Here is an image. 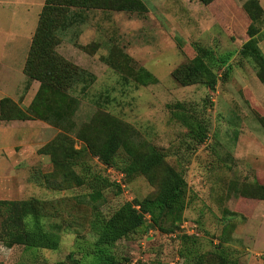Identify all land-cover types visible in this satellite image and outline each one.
<instances>
[{"label": "rangeland", "instance_id": "rangeland-1", "mask_svg": "<svg viewBox=\"0 0 264 264\" xmlns=\"http://www.w3.org/2000/svg\"><path fill=\"white\" fill-rule=\"evenodd\" d=\"M246 1L141 0L146 7L142 13L67 8L56 15L64 51L71 42H83L75 46L92 56L80 57L75 64L74 83L85 79L86 70L91 73L86 81L94 79L87 91H80L81 85L73 91L74 100L81 103L78 117L83 121L100 115L96 138L107 141L110 135L117 136L120 147L112 164L115 171L125 172L124 186L107 180L98 151L102 144L96 139L95 153L84 156L86 171L73 170L75 175L89 172L86 183L74 186L79 180L62 171L66 181L60 191L35 190L29 184L22 191L17 188L7 198H41L35 208L58 221L50 228L45 225L60 238L61 246L57 250L9 246L5 215L0 213V264H76L68 258L77 249L76 237L84 244L95 240L89 225L94 207L109 216L126 201L156 196L167 166L185 176L184 219L196 224L197 235L182 246L179 231L159 238L145 235V246L138 236L123 239L114 247L119 258L130 259L123 264L144 253L163 264H219L224 254L237 264H264V197L242 193L258 194L255 185H264V82L250 59L240 54L251 23L260 30L257 45L264 53V18L251 22ZM195 43L213 48L217 55L230 54L229 72L226 76L224 67L216 69L213 90L201 81L185 82L182 66L195 56ZM113 44L123 51L120 63L104 64L87 51L96 45L101 49L97 54L104 53ZM187 114L207 125L204 143L196 145L190 138L183 118ZM153 149L166 156L149 176L125 169L131 154L142 156ZM97 192L101 196L93 199ZM57 207L63 211L55 217ZM185 247L195 252L185 254Z\"/></svg>", "mask_w": 264, "mask_h": 264}, {"label": "trees", "instance_id": "trees-1", "mask_svg": "<svg viewBox=\"0 0 264 264\" xmlns=\"http://www.w3.org/2000/svg\"><path fill=\"white\" fill-rule=\"evenodd\" d=\"M200 1L208 4L213 0ZM245 6L251 22L259 17L262 19L264 10L258 0H247ZM67 8L124 12L138 11L142 13L146 10V7L141 0L45 1L24 69L29 79H38L41 82L34 105H37L39 101L46 102L48 105L47 112L57 111V114L68 120L66 122L68 123L67 128L71 129L74 126L71 117L74 114L77 101L74 100V97L67 90L74 83V74L78 72V68L58 53L57 45L60 43V37L56 33V21L58 18L56 15L64 14ZM258 33H260L258 27L251 23L248 29L249 39L242 45L240 54L242 57L250 59L258 78L264 82V53L261 52L257 45L259 40L257 38ZM194 47L195 56L188 64L182 66L185 82L186 84H194L201 81L213 90L218 80L216 69L224 67L223 72L226 76L227 72H229L230 54L217 55L213 48L198 43H195ZM119 53L123 54L121 47L113 44L107 60L111 64L120 63L119 57L121 55ZM177 71L175 76L181 79ZM64 107H67L68 110H65ZM34 110L35 107H32L29 109L30 114H26L10 99L5 98L0 102V119L28 118L35 116ZM187 116L183 118L189 125L188 133L190 138L196 145L204 143L208 130L207 125L192 115L187 114ZM43 117L48 118L44 115ZM98 118H100V115L96 117L94 114L87 122L81 125L77 133V139L83 142L80 150L75 149V140L66 133L58 135L51 143L50 148L48 147L56 167L54 177H56L58 187L61 188L63 181H66L62 177V171H64L65 176L70 177L76 174L74 171L78 165H80L82 171L83 169L86 171V162L83 160L84 153L86 152L89 155L95 153L94 151L98 148L95 144L96 139H99V144H102L98 149L101 162L107 167L115 168L112 160L120 147L119 140L115 134L110 135L107 141L103 137L96 138L98 135L95 127L98 125ZM165 156L162 151L156 149L142 156L131 154L125 169L140 175L149 176L157 166L163 163ZM81 165H84V167ZM89 175V172L75 175L74 179L79 181L74 186L86 183ZM107 180L113 185L120 186L115 181H111L109 177H107ZM48 182H50L49 178ZM255 188L258 194L245 191H242V193L262 199L264 197V185L257 184ZM100 196V192L91 195L93 199ZM35 203H41V198L30 197L24 200L0 199V213L5 215L4 235L8 237L7 242L9 246L18 245L30 250H57L61 246L60 238L51 229H47L45 224L48 223V228H50L49 225L51 223L58 221L49 220V214L45 213L42 208L41 210L35 208ZM187 206L188 183L185 176L181 170L167 166L165 172H163L160 190L156 196L126 201L109 216L103 215L98 207L95 206L93 217L89 224L90 232L95 236V240L84 244V242L78 241L80 237H76V243L78 242L77 249L69 253L68 258L76 264H123L124 262H129L130 259L119 258L116 255L114 252L115 245L117 242L133 236H138L140 238L138 241L141 242L150 229H157L160 237L179 231L181 246L182 244H188L196 235L180 233V225L185 220L184 212ZM56 209L58 213L55 214V217L59 216L61 211H63L59 207ZM184 250L185 254L188 255L195 252L194 249L187 247ZM75 254H78L80 259H74ZM183 256L184 253L181 250L180 257ZM220 259L219 264H237L235 260L225 254ZM137 262V264H163L160 259L154 260V262L151 260H138Z\"/></svg>", "mask_w": 264, "mask_h": 264}, {"label": "crops", "instance_id": "crops-1", "mask_svg": "<svg viewBox=\"0 0 264 264\" xmlns=\"http://www.w3.org/2000/svg\"><path fill=\"white\" fill-rule=\"evenodd\" d=\"M45 1L0 0V102L8 98L26 114H30L29 109L35 107L33 111L35 116L24 119H0V195H6L0 196V199L24 200L9 199L7 195L15 192L17 188L22 191L25 184H29L30 188L35 190L42 188L49 192L60 191L61 188L58 187V182L54 177L56 167L48 147L50 148L51 143L58 135L66 133L75 140V149L80 150L83 142L77 139V133L81 125L93 115L88 120L81 121V117H78L81 103L77 104L71 117L74 126L68 129V123H66L68 120L57 114V111L47 112L46 102L42 100L43 102L39 101L37 105H34L41 82L38 79H29L24 68ZM260 4L264 10V0H260ZM84 38L86 35L82 36V40H85ZM75 43L71 42L70 46H67L69 49L64 51L60 41L57 51L67 60L78 65L80 57L86 59L92 56L79 50ZM96 45H92V48L90 46L88 50L83 48L91 52L94 58L98 55L104 64L109 65L107 57L111 47L107 52L97 54V51L101 49L96 50ZM80 46L82 49V46L85 45ZM89 74H91L90 71L86 70L85 79L81 82L76 81L70 87L69 93L72 97L77 96L73 93L77 86L81 85L80 91L84 92L94 82L93 78L86 81ZM64 109L68 110L67 107ZM87 155L88 153L85 152L84 156ZM83 160L85 161V158ZM86 161L88 160L86 159ZM48 178L50 182H48Z\"/></svg>", "mask_w": 264, "mask_h": 264}, {"label": "built area", "instance_id": "built-area-1", "mask_svg": "<svg viewBox=\"0 0 264 264\" xmlns=\"http://www.w3.org/2000/svg\"><path fill=\"white\" fill-rule=\"evenodd\" d=\"M106 169V172L108 173V176L110 179H112V181H115L118 185H120L121 187L124 186V177H125V174L123 171H115V169L113 167H107L105 166L104 167ZM107 176V177H108ZM180 233H185L187 235H197V227H196V224L194 222H191L189 220H184L182 222V224L180 225ZM147 235L149 237H157L159 238L160 235H159V232L157 229H150L147 233ZM146 235V236H147ZM152 239V238H150ZM141 245L142 246H145L146 245V242L145 240H142L141 241ZM153 257L151 254H142L138 259H135L132 261L131 264H137L138 260H141V261H149L151 260ZM179 259V258H178Z\"/></svg>", "mask_w": 264, "mask_h": 264}]
</instances>
